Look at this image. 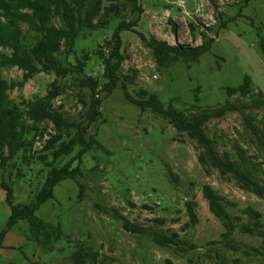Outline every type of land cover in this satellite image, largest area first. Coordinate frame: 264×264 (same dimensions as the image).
Here are the masks:
<instances>
[{"label":"rangeland","instance_id":"rangeland-1","mask_svg":"<svg viewBox=\"0 0 264 264\" xmlns=\"http://www.w3.org/2000/svg\"><path fill=\"white\" fill-rule=\"evenodd\" d=\"M132 8L135 12L127 20H138L133 30L145 36H154L173 46H198L212 41L198 63L179 62L172 68L160 69L138 35L122 32L125 57L122 74L132 70L138 73L134 89L155 93L164 104L176 100L175 107L179 109L186 105L222 104L227 98L226 88L238 87L246 76L264 94V59L259 50V38H264V0H250L247 4L245 0H136L129 10ZM138 8L142 12H137ZM118 22L113 19L108 29L75 44L77 58L90 55L85 75L100 82L103 67L91 53L111 39ZM69 61L74 64V57ZM2 76L7 81L22 80V72L16 68L2 71ZM54 80L52 74H38L21 89L10 91V98L17 103L44 96ZM61 82L66 84V91L55 99L54 105H64L65 111L76 115L71 78ZM130 93L134 94L132 88ZM99 97L102 118L91 126L90 135L108 153L88 152L79 164L80 177L58 184L53 198L36 212V217L46 224L59 225L62 238L54 250H46L28 242L20 233V226L26 224L18 222L0 248V264H72L66 256L74 241L97 250L101 260L106 256L112 258L105 259L106 264H215L217 252L225 254L228 264H264V253L230 252L217 243L224 230L210 213L201 189L207 185L218 192L232 204V214L240 217L244 209L251 207L264 219V202L242 192L215 170L204 169L198 162L195 142L186 134H177L166 121L149 111L142 113L129 104L119 85L112 94ZM254 113L257 120L264 117V112ZM207 127L209 134L223 133L227 139H223L224 144L238 140L249 153H255L252 144L246 141L239 114L229 113L211 120ZM76 166L78 163L74 161L72 168ZM168 170L175 175L176 184L169 181ZM24 172L26 176L21 179L15 180L14 175L11 178L15 204L31 201L44 182L47 169L33 164ZM78 184L82 186V196ZM192 201L197 221L186 227L189 216L185 204ZM118 213L133 223L176 233L179 247H160L145 236L127 233L114 218ZM9 216L5 193L0 189V232L7 230ZM154 220L162 224L153 223ZM234 238L246 251L259 245L258 240L249 236L236 233Z\"/></svg>","mask_w":264,"mask_h":264},{"label":"trees","instance_id":"trees-1","mask_svg":"<svg viewBox=\"0 0 264 264\" xmlns=\"http://www.w3.org/2000/svg\"><path fill=\"white\" fill-rule=\"evenodd\" d=\"M246 4L250 0H245ZM136 0H0V189L5 193V203L10 209L7 230L0 232V248L7 233L18 223L20 233L35 246L54 250L62 238L61 227L50 226L36 217L39 207L53 198L55 187L65 180L76 181L80 177L79 164L88 152L108 153L90 135L91 126L102 118V99L119 85L124 99L142 113L166 121L177 134H186L196 143L199 164L206 170H215L222 178L234 182L244 193L264 202V117L257 120L255 111L264 112V94L252 86L246 76L236 88H226V100L213 107L186 105L175 107L176 100L162 103L155 93L136 88L137 72L122 74L125 57L122 53V32H134L143 45L151 51L157 68L169 69L179 62L186 65L198 63L209 50L212 41L198 46L171 45L154 36H145L134 29L138 20L128 21L135 12L130 4ZM142 12L140 8L136 10ZM119 22L110 40L97 46L91 55L97 56L103 67L102 82L85 75L87 53L76 57L75 44L94 33L108 29L112 20ZM225 24H222L224 28ZM175 30V27L173 28ZM259 50L264 59V38H259ZM74 57V64L69 58ZM16 68L22 72L21 82L7 81L2 71ZM52 74L55 80L44 96L33 100L14 102L10 91L21 89L38 74ZM66 78H71L75 91L76 115L69 114L64 105L55 107L56 98L65 93ZM132 88L134 94L130 93ZM80 107V108H79ZM229 113L240 115L246 141L255 153H249L238 140H227L223 133H208V123ZM224 147V148H221ZM68 161L66 163L62 160ZM95 160V157L93 158ZM74 161L78 166L72 168ZM61 163V164H60ZM40 164L47 169L44 182L32 195L28 204H15L12 175L18 180L26 176L24 170ZM97 165V164H96ZM168 178L176 184L175 175L168 170ZM80 193L82 196V186ZM210 213L221 223L223 232L217 243L230 252L243 251L245 255L264 253V219L251 207L243 210V216L230 211L231 203L218 192L205 185L201 189ZM191 227L196 223L195 203L186 202ZM122 228L132 235L145 236L160 247H179V236L169 234L159 227L143 226L131 222L119 213L114 216ZM153 223L162 224L159 220ZM249 236L259 241L256 248L243 250L242 243L234 235ZM68 243L71 240L68 238ZM66 258L72 264H106L105 259L92 247L74 241ZM215 264H228L225 254H215Z\"/></svg>","mask_w":264,"mask_h":264}]
</instances>
